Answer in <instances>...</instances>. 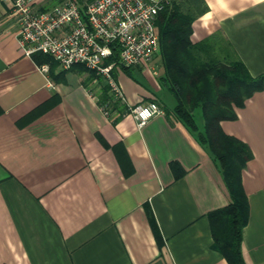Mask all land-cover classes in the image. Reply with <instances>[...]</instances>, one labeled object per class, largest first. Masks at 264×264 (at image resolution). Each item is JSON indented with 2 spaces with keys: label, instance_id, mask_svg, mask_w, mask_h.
Instances as JSON below:
<instances>
[{
  "label": "crops",
  "instance_id": "obj_1",
  "mask_svg": "<svg viewBox=\"0 0 264 264\" xmlns=\"http://www.w3.org/2000/svg\"><path fill=\"white\" fill-rule=\"evenodd\" d=\"M165 1L194 17L193 43L210 39L221 57L264 75V0ZM157 53L115 79L128 107L156 101L163 113L142 129L130 113L113 122L98 102L106 81L43 72L0 2V264H229L209 214L231 199L200 139L203 112H194L196 131L177 117ZM236 111L221 126L253 152L242 174L250 205L242 253L246 264H264V90Z\"/></svg>",
  "mask_w": 264,
  "mask_h": 264
},
{
  "label": "trees",
  "instance_id": "obj_2",
  "mask_svg": "<svg viewBox=\"0 0 264 264\" xmlns=\"http://www.w3.org/2000/svg\"><path fill=\"white\" fill-rule=\"evenodd\" d=\"M193 21L191 14L184 13L178 5H170L168 2L158 14L160 53L157 54L164 67L160 81L175 97V113L188 127L196 131L198 126L194 112L199 108L203 112L206 124L200 139L209 146L219 162L231 199L227 207L209 214L215 246L229 264H246L242 242L243 229L250 218V205L243 187L242 174L253 159V152L240 139L227 135L221 123L236 120V110L243 108L255 93L264 90V75L253 77L241 60L232 59L230 55L221 57L210 39L193 43ZM32 58L39 66L48 64L50 74L56 78L74 70L90 72L93 77H97L84 66L62 69L56 74L59 65L50 56L35 53ZM113 60H118V55ZM122 70L130 74L131 68L124 67ZM110 91L109 85L104 86L98 102L100 106L112 103L111 111L115 113L112 121L116 122L129 112V108L121 101L114 100ZM152 222L155 224L154 217ZM155 229L158 234L157 225Z\"/></svg>",
  "mask_w": 264,
  "mask_h": 264
},
{
  "label": "built area",
  "instance_id": "obj_3",
  "mask_svg": "<svg viewBox=\"0 0 264 264\" xmlns=\"http://www.w3.org/2000/svg\"><path fill=\"white\" fill-rule=\"evenodd\" d=\"M10 6L19 44L26 55L43 53L63 70L84 66L127 105L114 73L150 63L159 50L158 14L165 0H62L41 7L36 0H0ZM118 55V60H113ZM45 73L50 66H40ZM111 102L101 106L112 117ZM139 129L163 113L154 101L130 106Z\"/></svg>",
  "mask_w": 264,
  "mask_h": 264
},
{
  "label": "clouds",
  "instance_id": "obj_4",
  "mask_svg": "<svg viewBox=\"0 0 264 264\" xmlns=\"http://www.w3.org/2000/svg\"><path fill=\"white\" fill-rule=\"evenodd\" d=\"M217 3L222 7V8H227V0H217Z\"/></svg>",
  "mask_w": 264,
  "mask_h": 264
},
{
  "label": "rangeland",
  "instance_id": "obj_5",
  "mask_svg": "<svg viewBox=\"0 0 264 264\" xmlns=\"http://www.w3.org/2000/svg\"><path fill=\"white\" fill-rule=\"evenodd\" d=\"M111 90V89H110ZM111 95H113V93L110 91ZM199 119V118H198Z\"/></svg>",
  "mask_w": 264,
  "mask_h": 264
}]
</instances>
